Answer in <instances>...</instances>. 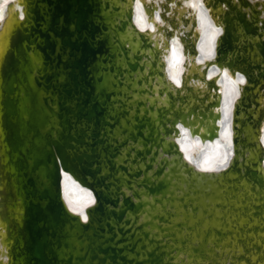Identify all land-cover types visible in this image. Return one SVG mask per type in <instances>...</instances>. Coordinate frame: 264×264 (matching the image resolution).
<instances>
[{
	"label": "bare ground",
	"instance_id": "1",
	"mask_svg": "<svg viewBox=\"0 0 264 264\" xmlns=\"http://www.w3.org/2000/svg\"><path fill=\"white\" fill-rule=\"evenodd\" d=\"M32 1L0 0V264H9L6 259L13 250L7 248V243L18 231L26 236L27 220L22 205L24 195L15 189L17 172L9 161L13 142L4 120L1 66L11 37L21 32ZM58 2L60 16L56 21L61 32L53 39L51 59L45 53L48 63L67 59L68 50L62 47L59 35L68 30L74 32V24L65 17L69 0ZM208 2L101 0L104 7L100 20L106 26V35L115 38L106 48L111 56L105 72L102 70L106 80L100 85L104 86L100 87L102 91L104 88L108 91V101L104 105L101 100L98 102L105 118L115 116L113 128H106L105 133L108 145H115L116 151L108 158L110 165L106 161L99 165V174L109 187L101 188L113 197H107L106 204L103 199L98 202L93 188L80 182L81 171L57 173L61 178L57 187L59 204L73 218L68 246L59 254L63 260L70 254L75 264H97L99 255L93 261L91 251L107 244L109 252L117 253L118 264L121 261L122 264H148L152 256L157 257V264H264V79L244 96V83L239 81L245 76L228 68L225 61L220 65L212 62L220 47L227 49L223 44L224 17L230 12L243 14L246 22L258 29L256 35L248 36L240 24L231 21L228 28L233 30L237 42L232 40L230 47L235 54L237 50L240 52L239 57L245 54V60L252 65L262 60L254 42H264V0H216L214 5ZM90 4V8H95L92 1ZM47 16L51 23L56 15ZM40 26L44 28V31L39 29L43 33L49 31L46 23ZM186 34L189 37L185 43ZM40 43L38 40L37 44ZM187 47L189 55L184 51ZM231 54L232 50H228L225 60ZM43 58L40 50L30 53L33 68L28 82L31 86L43 68ZM51 62L45 68L46 75L52 68ZM208 62L212 65L205 68ZM86 71L89 72L88 67ZM56 72L55 80L63 82L64 72ZM15 92L20 97L22 87L16 86ZM36 94L42 102L45 93L38 90ZM74 99L68 100L71 116L78 112ZM52 101L50 108L56 112L55 96ZM19 108L17 103V111ZM245 110L252 116L248 127L243 125ZM205 113L207 118L203 119ZM20 118L24 122L26 115L21 113ZM47 118L52 128L43 133L52 140L57 137L59 127L55 117L48 115ZM81 122L85 124L84 120ZM86 125L80 129L77 126L76 130L74 127L70 132V142H77L74 150L82 155L86 151L90 153L87 142L91 143L92 138L88 136L97 130L91 124ZM191 127L196 128L195 134L191 133ZM82 128L84 141L81 143ZM208 131L215 132V139L202 142ZM241 135H247L252 148L247 147L245 151L236 143L238 151L233 155L231 144L233 140H245ZM74 150L66 152L71 155ZM99 152L105 158V152ZM188 153L192 161H187ZM258 155H262L261 160ZM19 156L22 157L20 151ZM13 158L16 159L15 153ZM232 160L233 173L228 183L222 172ZM251 170L260 178L259 185L250 181ZM234 179L242 193H237L232 200L227 197V186L234 184ZM41 181L46 182L42 178L35 180L36 188L41 189ZM124 197L132 204L131 208L124 205ZM89 199L94 204L89 205ZM97 203L103 215L93 217L89 209ZM73 208L83 209L88 221H83ZM120 210L123 216L118 218ZM29 240L24 243L27 256L24 255L23 263L37 264L28 252ZM253 245L260 249L251 250ZM245 248L250 251L245 252ZM44 252L47 256V249ZM238 255L243 258L237 259ZM103 264H108V260Z\"/></svg>",
	"mask_w": 264,
	"mask_h": 264
},
{
	"label": "water",
	"instance_id": "2",
	"mask_svg": "<svg viewBox=\"0 0 264 264\" xmlns=\"http://www.w3.org/2000/svg\"><path fill=\"white\" fill-rule=\"evenodd\" d=\"M91 1L94 4L93 7H95L93 9L90 8ZM215 1L209 0L208 3L214 5L213 2ZM69 2L70 5L68 4L65 9V17L67 21H71L74 24L75 34L72 36L74 33L73 30H68L59 35L62 47L68 50L66 54L67 59L63 60V62L58 59H54L53 62L49 61L52 64L49 75L44 73L46 66L49 64L46 60V54H49L48 56L51 59V51L54 46L53 39L56 37V33L61 32L56 21L60 16L58 15L60 8L58 0L32 1L26 11L21 32L12 35L9 49L3 57V64L1 66V81H3L5 89L3 113L5 125L9 129L8 135L11 136L10 140L13 142V146L10 147L11 149L9 151V161H11L10 164H14L17 172L15 176V189L24 195L22 205L26 210L25 216L27 217L25 222L26 236H22V233L18 231L12 236L9 243H7V248L12 247L13 250L6 259L9 264H25L23 263V259L26 258L27 254L24 252V243L26 245L29 238L31 240H29L30 247L28 252H30L29 254L32 255V260L36 261L37 264H63L64 262L66 264H75L76 260L73 261L70 254L65 260L59 257L61 250L66 249L68 246L67 240L70 238L69 226H71L70 222L73 221V218L67 216L59 204L57 187L60 185L61 178L60 175L57 176V173L60 174V170L64 172L81 171L80 182L83 185L86 184V186L93 188L94 197L97 201L103 199V202H105L107 197H113L107 194V191H105L107 189L101 188L102 186L103 188L109 187H107L108 184L105 182V179L99 174V165L104 163V161L110 165V159L108 158L116 151L115 145H108L110 142L107 138V132L105 133L106 128H113L114 125L111 126V124L114 123L115 116L109 119L105 118L103 116L104 111L101 107L102 105L98 101L101 100L103 105L105 101H108V91L106 88L102 91L100 87L104 86L100 85H103L106 80V74L102 75V70H106L104 67H107V60L111 56L106 48L109 44L112 45L114 43L113 40L115 37L106 35V26L100 20V12L104 7H102L101 0H69ZM50 14L51 16L53 15L52 17L56 15L55 18H52L51 23H49L50 18L47 16ZM244 17L241 13L234 15V12L225 15L224 22H226V30L223 40L225 42L223 44L227 46V49L220 47L217 52V58L212 62L213 64L220 65V63L225 61L228 68L232 67L242 76L244 75L246 82L242 86V93L246 96L247 92L255 88L259 80L264 79V42H261V40L254 42L255 48L262 56V60L254 65L245 60L244 52H246V47L242 49L244 55H241V57H239L240 52L238 50V53L235 54V50L230 47L233 41L235 43L237 42V37L233 34V30L228 28L231 27V21L235 20L240 24L242 30L248 36H253L258 33L257 27L253 29L251 24L246 22V17ZM89 20L91 22L88 23L87 21ZM40 23H46L49 31L47 30L46 33H43L44 28H41ZM39 29H43V31ZM40 31L42 32L40 33ZM255 31H257L256 34ZM188 37L189 34H186L185 43L186 41L188 42ZM38 40L41 41V45L37 44ZM93 46L94 48H92ZM221 48L222 50H220ZM32 50L38 52L40 50V54L42 55L43 53L44 57L42 62L43 68L38 71L37 78H34V86H31L28 82L33 68L30 60ZM185 50L189 55L190 49L187 47ZM228 50H232L233 54H231L229 59L225 60ZM212 62L205 64V68L212 65ZM87 67L89 70L88 73L86 71ZM57 70L58 73L63 71L66 75V79L61 83L55 80ZM16 86L22 87V95L20 97L15 92ZM28 86H31V88H28ZM38 90H42L45 93L42 102L37 97L36 93ZM54 96L57 99L56 112L50 108L53 105L52 98ZM98 96H100V99ZM72 98H75V106L78 111L76 115L78 116H71L72 113L68 111L71 109L69 108L68 100H72ZM17 103L20 107L18 111L16 109ZM21 113L26 115L24 122L20 121ZM48 115L56 118L57 126L59 127L57 137L52 140L45 138V134L43 133L50 124H48ZM81 116H83V119H81ZM205 117L207 118V114H202V118L204 119ZM245 117L243 125L248 127L247 125L249 123L252 124V116H249L247 113ZM161 118L163 122V116ZM81 120H84L85 124ZM182 122L185 123L186 121ZM258 122L259 120L254 122L253 132H255L254 128ZM86 124H91L97 130L89 133L88 136L92 138L91 143L89 141L87 142V147L90 149L88 152L90 153H86L87 151L84 149L86 152L82 155L76 153L74 150L77 142L75 140L70 142V132H72L74 127L76 130L77 126L78 128L80 126H84L85 128L88 126ZM84 128L79 131L81 143L84 141L82 135ZM195 129V127H191L192 134L197 132ZM246 136H242L245 140H233L231 144L233 147V155H237L238 149L235 146L236 143H238V147H242L245 151L247 147L252 148L246 140ZM215 137V132L208 131V133L203 135L202 142L212 141ZM43 144L44 147L42 148ZM15 148L19 149L17 150ZM70 149L72 151L74 150L71 155L66 152ZM19 151L22 157L19 156ZM99 151L105 152V158H101ZM14 153L16 159L13 158ZM187 155L189 157L187 161H192V155L190 153ZM258 158L261 160L262 155L260 157L258 155ZM233 167L234 160L223 170L222 173L225 182L229 183L228 179L231 172L233 173ZM253 171H249V179L251 182L259 185L261 183L260 178ZM40 178L46 182L41 181L43 182L40 185L41 189H38L36 188L37 184L35 180ZM235 181L237 179H234V184L227 186V197L232 200L238 196L237 193H242L240 192L239 185ZM122 200L126 202L124 204L126 207L131 208L132 204L128 202L127 197H124ZM89 211L93 217L95 215H101L100 203L90 208ZM256 211H253V213L255 214ZM117 216L118 218L123 216V210H120ZM65 226L69 227V231H67L68 229ZM86 226L87 224L84 227ZM106 226L107 228L110 227L109 225ZM108 248L107 244L96 247L95 251H91L90 259L94 261L96 256L99 255L97 264H103L106 260H108V264L117 263V253L113 251L109 252ZM45 249L48 252L47 256L44 252ZM258 249L260 248L257 245L251 247V250ZM244 251L250 250L245 248ZM24 255L26 256L24 257ZM236 257L237 259H242L243 255ZM119 258L121 259V256ZM156 262L157 257L152 256L148 264H157Z\"/></svg>",
	"mask_w": 264,
	"mask_h": 264
},
{
	"label": "snow or ice",
	"instance_id": "3",
	"mask_svg": "<svg viewBox=\"0 0 264 264\" xmlns=\"http://www.w3.org/2000/svg\"><path fill=\"white\" fill-rule=\"evenodd\" d=\"M239 83L243 84V83H245V80H244L243 78H241L240 81H239ZM226 159H227V157L225 158V160H226ZM89 196H91V193H89ZM88 204H89V205H92V204H94V201H93L92 199H89ZM71 210H72L74 213H77V212H78L79 215H80V217L82 218L83 221H85V222L88 221V216L85 215L83 209H75V208H73V209H71Z\"/></svg>",
	"mask_w": 264,
	"mask_h": 264
},
{
	"label": "clouds",
	"instance_id": "4",
	"mask_svg": "<svg viewBox=\"0 0 264 264\" xmlns=\"http://www.w3.org/2000/svg\"><path fill=\"white\" fill-rule=\"evenodd\" d=\"M224 164H225V161L222 160L221 165H224Z\"/></svg>",
	"mask_w": 264,
	"mask_h": 264
}]
</instances>
